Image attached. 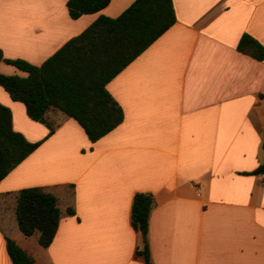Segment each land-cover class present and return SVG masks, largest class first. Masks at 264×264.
<instances>
[{
  "label": "crops",
  "instance_id": "0c3cea01",
  "mask_svg": "<svg viewBox=\"0 0 264 264\" xmlns=\"http://www.w3.org/2000/svg\"><path fill=\"white\" fill-rule=\"evenodd\" d=\"M69 0H0L4 57L40 66L100 16L135 0H111L73 19ZM177 21L107 89L123 122L92 143L73 118L51 109L30 119L0 86L13 127L42 144L0 182V264H13L6 238L35 264H145L132 226L136 193H152V264H264V61L238 50L244 34L264 46V0H173ZM5 75L27 76L6 62ZM40 187L62 211L47 248L25 236L16 207ZM68 209L75 211L68 214Z\"/></svg>",
  "mask_w": 264,
  "mask_h": 264
},
{
  "label": "trees",
  "instance_id": "16d2710c",
  "mask_svg": "<svg viewBox=\"0 0 264 264\" xmlns=\"http://www.w3.org/2000/svg\"><path fill=\"white\" fill-rule=\"evenodd\" d=\"M111 0H69L73 19L98 13ZM177 21L173 0H135L120 16H100L83 33L72 38L42 65L6 59L0 50V63L6 62L27 76L0 72V86L14 101L25 105L27 115L46 124V114L59 110L84 129L92 143L99 141L124 120V112L107 89L108 83L131 64ZM238 50L264 61V46L244 34ZM43 141L30 142L13 127V114L0 103V182L29 157ZM253 174H264V164ZM156 205L152 193H136L132 204V226L143 237L138 253L145 264H152L148 244L149 219ZM68 214L74 215L73 209ZM16 216L19 229L29 237L39 233V243L47 248L57 234L62 211L58 198L40 187L24 188L18 193ZM13 264H35V260L14 240L6 238Z\"/></svg>",
  "mask_w": 264,
  "mask_h": 264
},
{
  "label": "built area",
  "instance_id": "2783aa9c",
  "mask_svg": "<svg viewBox=\"0 0 264 264\" xmlns=\"http://www.w3.org/2000/svg\"><path fill=\"white\" fill-rule=\"evenodd\" d=\"M261 135H262V137H263V139H264V124H263L262 127H261Z\"/></svg>",
  "mask_w": 264,
  "mask_h": 264
}]
</instances>
